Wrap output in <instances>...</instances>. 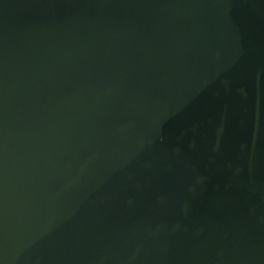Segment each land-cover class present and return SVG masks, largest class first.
I'll use <instances>...</instances> for the list:
<instances>
[{
    "label": "water",
    "instance_id": "95a60500",
    "mask_svg": "<svg viewBox=\"0 0 264 264\" xmlns=\"http://www.w3.org/2000/svg\"><path fill=\"white\" fill-rule=\"evenodd\" d=\"M0 264H264V0H0Z\"/></svg>",
    "mask_w": 264,
    "mask_h": 264
}]
</instances>
